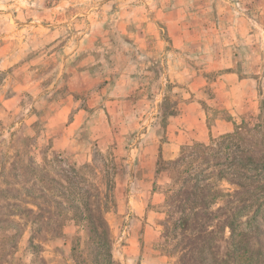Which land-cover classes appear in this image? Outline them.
Instances as JSON below:
<instances>
[{
    "label": "rangeland",
    "instance_id": "374dc122",
    "mask_svg": "<svg viewBox=\"0 0 264 264\" xmlns=\"http://www.w3.org/2000/svg\"><path fill=\"white\" fill-rule=\"evenodd\" d=\"M227 136L264 154V0H0V264H264Z\"/></svg>",
    "mask_w": 264,
    "mask_h": 264
},
{
    "label": "trees",
    "instance_id": "16d2710c",
    "mask_svg": "<svg viewBox=\"0 0 264 264\" xmlns=\"http://www.w3.org/2000/svg\"><path fill=\"white\" fill-rule=\"evenodd\" d=\"M240 134H243V132L238 130L237 132H235L234 135L238 136ZM226 140H230V142H236L237 137L235 140L234 136H227ZM233 140H235V141H233ZM240 140L242 141V138H240ZM231 146H232V144L231 145L227 144V145H225V149H229ZM235 148H238V152L232 153V158H233L232 162H238V164H239L238 169H242V168L246 167V168L254 169V170L258 171V170L264 168V154L259 155V157H257V161L254 162L253 154L250 152H246L245 146L242 147L241 144H238L236 142Z\"/></svg>",
    "mask_w": 264,
    "mask_h": 264
}]
</instances>
